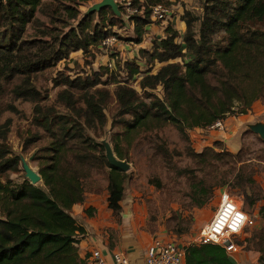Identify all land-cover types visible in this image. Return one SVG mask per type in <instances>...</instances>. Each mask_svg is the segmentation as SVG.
Here are the masks:
<instances>
[{
  "label": "trees",
  "instance_id": "16d2710c",
  "mask_svg": "<svg viewBox=\"0 0 264 264\" xmlns=\"http://www.w3.org/2000/svg\"><path fill=\"white\" fill-rule=\"evenodd\" d=\"M51 1L0 0V95L5 90L4 80L11 82L9 91L14 97L34 101L33 121L46 136L32 156L38 159L42 184L27 178L14 182L9 172L19 168L21 156L5 141L8 121L0 124V264H86L76 244L85 228L71 208L84 201L85 181L93 171L107 168L108 206L119 212L128 176L108 162L102 141L87 132L104 126L103 106L112 96L115 109L111 125H120L114 133L113 149L117 157L127 161L128 149L142 132L171 124L187 138L188 129L208 127L234 112L246 113L255 100L264 103V0H205L200 15L184 8L182 33L168 22L164 35L152 41L151 49H138L146 62L162 63L155 72L141 70L130 59L117 65L126 70L127 76L141 74V91L118 79L107 65L85 76L71 77L57 71L53 85L62 87L56 100L68 111L51 104L44 106L39 102L47 95L34 85L32 76L68 58L71 51L82 50L84 55L93 56V47L116 34L107 25L112 27L124 20L121 5L117 15L109 6L82 13L78 5L85 0ZM169 2L132 0V6L141 13L130 15L134 36L128 39L140 42L145 25L153 21L152 6ZM37 11L48 20L37 17ZM195 21L199 22L197 27ZM103 74L108 75L106 79H102ZM109 82L115 84L112 93L104 85H97ZM158 85L160 95L154 92ZM4 106H0V112ZM9 107L15 109L12 104ZM40 137L42 132L38 131L27 136L23 149L36 144ZM220 144L214 140L200 151L188 146L186 153L194 167H177L179 173H192L196 184L190 197L197 206L208 200L211 186L202 177L196 178L194 168L212 169L218 162L243 160L242 148L232 152ZM153 149L171 159L163 141L155 142ZM234 178L243 202L252 206L258 198L255 180L244 162ZM85 211L91 214L92 208ZM259 214L264 220V205ZM107 231V245L113 248L118 230L109 227ZM244 240L247 248L259 252L258 262L264 264V223ZM232 257L217 243L185 245V264H236Z\"/></svg>",
  "mask_w": 264,
  "mask_h": 264
},
{
  "label": "rangeland",
  "instance_id": "374dc122",
  "mask_svg": "<svg viewBox=\"0 0 264 264\" xmlns=\"http://www.w3.org/2000/svg\"><path fill=\"white\" fill-rule=\"evenodd\" d=\"M48 1L53 2L51 0H44V3ZM95 1L97 0H85L81 2L78 5L79 10L83 13ZM123 1L117 0L118 4L121 5L124 20L119 21L112 27L107 25V28H111L116 32L113 35L116 38L113 43L99 44L97 47H93V56L90 54L84 55L82 50L71 51L68 58L61 59L55 65L32 76L34 85L43 94L47 95L39 103L44 106L51 104L60 111H68L63 104L56 100L57 92L62 86L53 85L52 77L57 75V71H62L71 77L77 75L85 76L86 74H91L93 70H98L100 65L109 66L113 70L112 73H116L118 79L126 81L135 89L141 91L139 86L141 74L137 73L133 76H127L126 70L122 67L118 68L117 65L122 64L125 59H130L136 61L141 70L151 69V72H155L162 63L157 60L153 63H148L138 51L142 46H149L151 49L152 41L155 38L152 37L150 44L148 41H142L144 43L140 47L137 45V42L128 39L134 36L133 20H131L130 15L140 14L141 11L124 8ZM180 1L195 14L200 15L205 0ZM132 8H135V6H132ZM62 15L64 16V13ZM36 16L41 20H48V17L39 11H37ZM194 23L197 27L199 22L195 21ZM29 32H31V29ZM178 40H181V37H178ZM108 75L103 74L101 77L102 79H106ZM2 84L5 90L0 95V106H5L0 112V124L8 121L5 141L13 153H18L28 164L38 170V159L32 158V156L35 154L37 148L46 141V136L44 135V129L33 121V106L35 102L21 97H14L9 91L11 82L2 80ZM97 85H104L111 93L115 88L113 82L107 84L99 83ZM154 92L159 95L161 94L160 85L154 89ZM9 104L14 105L15 109L10 108ZM114 109L115 100L112 96L110 101L103 106V111L106 115L104 126L97 128L95 131L87 129V132L95 140H107L112 148L114 133L120 128L118 124L111 125V116ZM234 114H239V112L228 115ZM257 122L264 123V113L261 119L260 117L253 118L249 116V119L244 121L240 126L238 134H235L238 147L243 149L242 161L234 164L232 161L218 162L212 169H208V166H203L201 169L194 168L193 174L196 178L202 177L206 180L207 186H211L209 198L201 206H197L190 197V191L196 184L193 181L194 177L190 176L192 173H179L177 167H194L191 156L186 153L187 147L189 146L194 150L200 151L204 146L212 145V140L217 135L215 129H220V127H204L208 128L207 131L194 127L187 130V138H183L179 131L171 124H166L156 131L153 130L150 132L151 134L149 132H142L128 149L129 168L126 170L128 176L122 196V198H125V201L131 202V212L137 230H148L153 234L161 227L167 234L164 237L172 238L187 245L194 241L202 221L206 222L212 215L217 203V189L219 187H226L242 203L244 209L253 218V224L246 228L245 232L238 237L240 248L233 252L232 258L236 264H259V252L255 249L247 248L244 240L255 228L260 227L264 223L259 214L260 207L264 205V139L249 126ZM35 131L42 132V137L37 140L36 144L30 146L28 149H23L24 139ZM226 136L229 138L231 135L226 134ZM209 139H211L212 144H206ZM162 141L171 152V159L169 161L160 154H156L153 149L155 142L160 143ZM220 146L232 152L238 150L229 149L222 141ZM232 148L236 149L234 146ZM241 162H244L247 171L252 174L255 180L254 190L258 198L252 206H248L243 202L242 194H240L239 187L235 183L234 175ZM106 169L93 171L91 177L85 181L86 191L103 192L105 188L104 183L107 180ZM9 177L14 182L27 178L22 168V160L16 171L9 172ZM37 183L42 184L41 181ZM101 205L98 210L95 208L93 214L99 213L102 219L105 220L104 225H109V227L118 225L122 220V209L119 212H114L108 206L107 201L106 203L101 202ZM178 227L181 228L180 231H177Z\"/></svg>",
  "mask_w": 264,
  "mask_h": 264
},
{
  "label": "crops",
  "instance_id": "0c3cea01",
  "mask_svg": "<svg viewBox=\"0 0 264 264\" xmlns=\"http://www.w3.org/2000/svg\"><path fill=\"white\" fill-rule=\"evenodd\" d=\"M167 4L168 11L164 19H153L152 22L145 25V32L143 38L140 42H137L138 46H142L144 42L148 41L151 43L152 37L157 38L164 35V28L168 22L173 25L180 33L185 29V22L181 19V15L186 6H184L180 0H169ZM177 21V22H176ZM176 23H178L176 25ZM132 41V40H131ZM150 49V47H144ZM264 113V103L259 99L255 100L251 105V108L246 113H239L234 115H227L223 118L224 126L222 128H217L215 131L217 135L214 136L225 143V145L231 150H237L239 147L238 142H236L235 134H238L240 126L244 121L249 119V116L253 118H263ZM199 130L207 131L208 128L196 127ZM210 131V130H209ZM226 134L231 135L229 138ZM234 134V135H232ZM210 142V143H209ZM206 144H212L211 139L207 140ZM236 147L233 149L232 147ZM107 180L104 183V190L102 193L88 192L85 191V199L82 203L73 204L71 211L77 222L85 228V233L79 238L77 243L78 253L81 258H84L91 248H98L104 254L106 260L111 263L112 255L111 251L120 250L126 253L133 264H144V251L151 240L156 237L167 236L166 232L159 228L158 231L152 232L148 230L139 229L135 225L134 218L132 216V206L131 202L125 201L123 197L120 201L122 213L121 222L113 226V228L118 230V239L113 248L108 247V231L109 225H104L105 220L102 219L99 213L93 214L95 208L97 210L100 208L101 202L107 201ZM86 207L92 208V213L88 214L85 211ZM203 222V221H202Z\"/></svg>",
  "mask_w": 264,
  "mask_h": 264
},
{
  "label": "built area",
  "instance_id": "2783aa9c",
  "mask_svg": "<svg viewBox=\"0 0 264 264\" xmlns=\"http://www.w3.org/2000/svg\"><path fill=\"white\" fill-rule=\"evenodd\" d=\"M123 5L126 9H137L132 8L131 0H124ZM167 11V5L157 3L152 6L151 17L164 19ZM115 39V36L109 35L102 40V44L113 43ZM209 127H223V119H217ZM252 224L253 218L242 203L226 187H219L214 211L206 222L199 225L193 242L217 243L233 255L240 248L238 237ZM111 255L112 262L109 263L100 249L91 248L84 259L86 264H133L128 255L120 250L111 251ZM144 264H185V245L172 238L156 236L145 248Z\"/></svg>",
  "mask_w": 264,
  "mask_h": 264
},
{
  "label": "water",
  "instance_id": "95a60500",
  "mask_svg": "<svg viewBox=\"0 0 264 264\" xmlns=\"http://www.w3.org/2000/svg\"><path fill=\"white\" fill-rule=\"evenodd\" d=\"M109 6L114 11L115 14H120L119 4L117 0H97L91 3L85 12L97 11L102 7ZM250 128L257 132L263 139H264V123L257 122L254 124L249 125ZM105 149V156L109 163L115 165L122 170L126 171L129 168V163L127 160L117 157L115 151L113 150L111 144L107 140H102ZM22 160V168L24 169L25 175L27 179L32 183H37L41 181V175L39 174L38 170L33 168L30 164H28L25 159L21 157Z\"/></svg>",
  "mask_w": 264,
  "mask_h": 264
}]
</instances>
